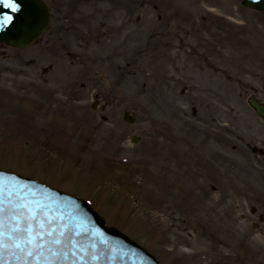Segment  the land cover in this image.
Instances as JSON below:
<instances>
[{"label": "rangeland", "instance_id": "374dc122", "mask_svg": "<svg viewBox=\"0 0 264 264\" xmlns=\"http://www.w3.org/2000/svg\"><path fill=\"white\" fill-rule=\"evenodd\" d=\"M44 1L46 33L0 47V168L89 200L161 264H264V13Z\"/></svg>", "mask_w": 264, "mask_h": 264}, {"label": "water", "instance_id": "95a60500", "mask_svg": "<svg viewBox=\"0 0 264 264\" xmlns=\"http://www.w3.org/2000/svg\"><path fill=\"white\" fill-rule=\"evenodd\" d=\"M15 2L18 11L13 12L0 0V21L5 17L12 18L8 23H0V43L23 49L34 44L47 30L50 12L43 0ZM242 3L249 9L264 11V0H242ZM248 103L264 120V103L255 96H251ZM125 120L133 123L135 118L126 114ZM133 142L138 141L134 138ZM0 193V203L5 209L0 264H95L93 254L97 252L101 253L96 257V264H159L147 250L125 235L114 228H106L104 220L85 201L4 171H0ZM25 205L33 209L35 219H21V229H26L31 223L33 240L41 231L45 234L31 246L22 244L21 249H17L15 243L23 239V234L12 236L13 216L26 217ZM14 208L17 209L15 213ZM41 222L43 229L40 228ZM46 232L55 236L46 237ZM57 241L59 244L50 247ZM38 244L41 245L38 253L29 256L28 253L34 251Z\"/></svg>", "mask_w": 264, "mask_h": 264}, {"label": "snow or ice", "instance_id": "6c2138e0", "mask_svg": "<svg viewBox=\"0 0 264 264\" xmlns=\"http://www.w3.org/2000/svg\"><path fill=\"white\" fill-rule=\"evenodd\" d=\"M3 3H5L9 8L12 9L13 12H16L18 11V5L16 4L15 0H3ZM12 18L9 16V17H5L3 21H0V23H8L10 22ZM0 195H2V193H0ZM24 209L26 210L27 212V216L26 217H20V216H13V220H14V231L12 233V236H16L17 234L19 233H22L23 234V239L22 240H18L16 243H15V247L17 249H21L22 247V244L24 247H29L32 245L33 243V230H32V224L31 223H28V227L26 229H21L20 227V221L21 219H25V220H28V219H35V213L33 211V209L31 208H28L26 205L23 206ZM4 207H3V204L0 203V249H2L3 247V238H4V222H3V215H4ZM17 211V209H13V212L15 213ZM40 228L43 229V223L41 222L40 223ZM44 232L41 231L38 236L36 237V240H40L43 238L44 236ZM48 235H51V233H48ZM11 238V237H10ZM57 243H59V241H57ZM41 247V245H37V248L34 249V251L32 252H29L28 255L29 256H33L36 254V252L39 251V248Z\"/></svg>", "mask_w": 264, "mask_h": 264}]
</instances>
